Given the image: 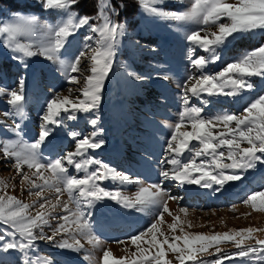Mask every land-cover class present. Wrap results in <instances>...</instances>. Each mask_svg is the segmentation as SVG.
I'll use <instances>...</instances> for the list:
<instances>
[{
  "label": "snow or ice",
  "instance_id": "obj_1",
  "mask_svg": "<svg viewBox=\"0 0 264 264\" xmlns=\"http://www.w3.org/2000/svg\"><path fill=\"white\" fill-rule=\"evenodd\" d=\"M37 2L46 12L61 14V20L57 24L42 23L35 15L14 12L10 19L0 21V49L20 72L16 86H0V99L8 105L3 115L13 120L12 125L0 121V126L4 132L17 138L0 139V155L5 161H14L21 184L26 186L30 196L37 198L25 203L7 191L0 194V254L18 253L20 264H74L75 257L81 252L85 253L83 260H90L92 253L85 249L82 240L93 248L102 244L93 233L91 220L97 203L110 200L135 212L155 206L157 217L145 230L129 237L136 249L129 256L117 258L110 250L104 249L100 264H173L172 260L165 258L168 252L174 254L178 264H186V261L191 264H224L225 260H251L253 257L254 264H264V239L253 236L264 229L249 227L215 234L185 233L178 216L173 217L168 228L172 232L179 228L181 235L169 237L159 227L164 213L172 215L165 199L167 193L162 187L165 182L209 189L216 186L214 190L218 192L229 182L242 179L241 172L264 166V94L253 98L240 114L218 113L206 117L204 108L192 103L195 97L201 105H207L209 101L203 98L204 95L241 96L245 91L254 90L253 77L264 80V43L227 62L215 73L205 71L210 63L222 59L223 49L241 34L264 31V0H236L235 3L189 0L190 6L186 10L166 8L169 0H96L92 14L73 10L79 7L81 0ZM129 3L154 18L196 25L185 36L190 45L188 60L194 72L180 85L181 107L177 121L167 125L170 136L163 148L159 182L147 185L139 177L117 171L90 155L106 144L98 113L105 81L113 69L121 39L126 35V22L118 18ZM225 20L227 22H223ZM212 26L216 31H209ZM85 28L87 34L83 37L82 48L70 59H65L63 53L70 37ZM197 49L204 55H197ZM34 58L50 62L54 71H60L67 83L77 87L74 98H70L73 91L70 88L68 96L61 97L57 93L46 100L39 118L38 135L32 142H27L22 139V124L16 118L24 115L25 84L30 61ZM85 59L90 61V74L83 76V85L80 86L81 79L76 74L82 73L81 64ZM127 75L140 83L150 78L163 81L171 78L164 71L148 77L128 70ZM64 119L83 120L91 131L67 130L74 150L44 160L42 145L53 135V126H64ZM24 166L30 170V175L23 170ZM70 168L76 170L75 174L70 173ZM81 172L84 173L82 176ZM108 180L121 187H105L104 182ZM133 184L139 185L138 191L134 196L125 195L122 186ZM46 190L55 192V202L44 195ZM64 193L68 196L66 201L61 200ZM168 199L179 201L174 196H168ZM242 202L264 212V188L248 194ZM37 207L39 210L33 214L31 209ZM179 211L186 213L187 210L181 207ZM53 219L57 221L54 227L51 224ZM248 240H254V243L246 244ZM38 242L49 243L60 250L65 259L57 261L51 255L35 256L33 250ZM225 242L232 243L235 251L225 252L219 247ZM203 253L215 258L203 259ZM0 264L5 261L0 259Z\"/></svg>",
  "mask_w": 264,
  "mask_h": 264
},
{
  "label": "rangeland",
  "instance_id": "obj_2",
  "mask_svg": "<svg viewBox=\"0 0 264 264\" xmlns=\"http://www.w3.org/2000/svg\"><path fill=\"white\" fill-rule=\"evenodd\" d=\"M23 1L31 3L36 1L38 3L37 0ZM228 2L235 3L236 0H228ZM188 6H190L189 0H179L176 3L169 0V3L165 5L166 8L179 10H186ZM14 12L35 15L42 23L47 22L49 24H57L62 18L61 14L56 12H48L49 15L55 17L51 19L42 16L37 10H12L6 5L0 7V21L10 19ZM134 18L135 21L131 26L126 25V35L121 39L119 45L116 58L118 57L120 63L119 65L114 63L113 69L105 81L101 107L111 108L112 113L108 115L98 113V115L100 116L99 127L104 130L102 135L106 144L101 150L90 152V155H95L117 171L139 177L147 185L159 182L160 161L164 156L163 148L170 136V129L167 125L177 121L181 107L180 85L189 74L194 72L188 60L190 45L185 36L196 25L154 18L140 10L137 11ZM209 31H216V27L212 26ZM86 34L87 29L85 28L77 35L70 37V42L63 53L65 59H70L78 53L83 46V37ZM137 41L139 44L136 43ZM262 43H264V31L241 34L223 49L222 59L215 64L210 63L205 71L215 73L221 70L227 62ZM153 48L155 51H152ZM197 55H204V53L197 49ZM89 64V60H83L81 64L82 73L76 74L80 76V86L83 85V76L90 74ZM128 70L136 71L148 77H152L156 72L164 71L171 78L168 81L150 78L140 83L127 75ZM19 74L18 66L7 59L5 51L0 49V86H16ZM252 82L254 90L245 91L241 96L208 97L204 95L203 98L209 101L207 105H201L200 100L195 97L192 98V103L203 107V115L206 117L218 113L240 114L243 107H246L253 98L259 94H264V80L253 77ZM113 85L133 95L132 99L123 97L114 101L110 96L107 97L106 91ZM76 87L77 85L67 83L65 76L60 71H54L50 62H46L42 58H34L30 61V70L27 73L25 84L27 99L24 115L16 118L22 124V139L32 142L38 135L39 118L47 99L57 93L61 97L68 96L70 88L73 90L70 98H74ZM138 92L143 93V100L136 95ZM7 108L8 105L0 99V121L12 125L13 120L5 118L3 115ZM53 127V135L41 148V156L44 160L55 159L74 150V143L67 136V130L77 128L91 131L90 126H86L83 120L68 121L64 119V126ZM0 139L15 140L17 138L4 132L3 127L0 126ZM193 143L196 142L193 141ZM23 170L29 175L31 174L26 166ZM69 171L72 174L76 172L74 168H70ZM83 174V172L80 173L81 176ZM240 174L242 179L229 182L218 192L214 190L216 186L209 189L201 188L198 185L185 184L180 186L176 182H165L162 187L167 193L165 199L172 215L163 214V223L159 225L161 230L169 237L182 234L179 228L175 232L168 228V225L173 223L174 216L179 217L185 233L215 234L249 227L264 229V212L254 210L250 204L246 205L242 202L248 194L264 188V166ZM5 184L7 185L6 188L4 187ZM104 186L109 189L121 187L111 180L105 181ZM138 188L139 185L133 184L122 186L121 190L125 195L134 196ZM4 191L17 196L25 203H31L37 199L34 195L30 196L26 186L21 184V178L14 168V161H5L0 155V194H3ZM44 195L55 202L54 191L46 190ZM168 196L178 197L179 201L168 199ZM186 198L195 204H188L185 202ZM67 199V193H64L61 200L66 201ZM70 207H72L71 204ZM181 207L187 210L186 213L179 211ZM37 210H39L38 207L31 209L33 214ZM156 217L157 208L155 206H150L143 212H135L125 210L110 200L98 202L94 208L91 223L93 233L98 236L102 244L93 248L86 240H82L85 249L91 251L92 256L90 260H83L85 253L81 252L78 257H75L74 264H100L104 249L110 250L113 256L117 258L129 256L132 251L136 250L129 237L145 230ZM56 223L55 219L51 221L53 227ZM45 231L49 230L45 229ZM253 236L264 239V231H257L253 233ZM158 238L163 239V237ZM115 241H123V243H116ZM177 243L182 245L181 241H177ZM245 243L252 244L254 240H248ZM141 246L147 247L144 244ZM219 247L225 252L235 251L233 244L229 242L221 243ZM165 248L167 249L166 245ZM33 252L35 256L39 257L51 255L57 261L64 259L60 255V250L47 242H38ZM17 255L18 260H21L18 253L0 254V259L12 260ZM165 258L172 260L173 264H178L174 259V254L170 252L166 254ZM202 258L213 260L215 257L203 253ZM254 261L255 257L251 260L234 258L231 261L225 260L224 264H254ZM186 264H191V262L186 261Z\"/></svg>",
  "mask_w": 264,
  "mask_h": 264
},
{
  "label": "trees",
  "instance_id": "obj_3",
  "mask_svg": "<svg viewBox=\"0 0 264 264\" xmlns=\"http://www.w3.org/2000/svg\"><path fill=\"white\" fill-rule=\"evenodd\" d=\"M115 2V0H114ZM96 3V0H81V3L79 5L78 8L73 9L74 11H79L80 14H84V13H89L92 14L93 10H94V5ZM8 6L9 9L12 10H23V11H34L37 10V12H39L40 14H42V16L46 17V18H51L54 19V16L49 15L50 13L44 11L40 5L38 3H36V1L34 2H28V1H23L20 0H0V7L1 6ZM137 11H139V9L135 6L134 3H129L128 7L123 9L120 12V16H119V20L121 22H126V25L131 26L134 21V15L137 13ZM114 19H117L116 17H114ZM120 61L118 60V57L115 59V64L119 65ZM107 97H111L114 101L118 100V99H122L123 97H125V99H132L131 94L127 93L124 89H121L117 86H112L111 88H108V91H106ZM140 99L143 100V93L140 94L139 92L136 94ZM136 96V97H137ZM143 102V101H142ZM144 103V102H143ZM109 113H112L111 108L109 109H105L104 107H100V111L99 114L100 115H108ZM185 202H187L188 204H195L192 203L190 199L185 200ZM65 259V258H64ZM63 259V260H64ZM5 261V264H20V260H18V255L10 260V259H2Z\"/></svg>",
  "mask_w": 264,
  "mask_h": 264
}]
</instances>
